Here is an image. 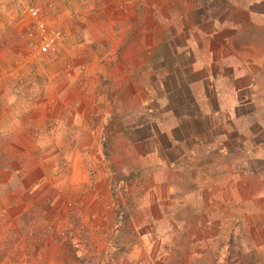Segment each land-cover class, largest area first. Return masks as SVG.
Wrapping results in <instances>:
<instances>
[{
    "label": "crops",
    "instance_id": "crops-1",
    "mask_svg": "<svg viewBox=\"0 0 264 264\" xmlns=\"http://www.w3.org/2000/svg\"><path fill=\"white\" fill-rule=\"evenodd\" d=\"M77 11L88 34L74 42L86 50L79 57L91 59V89L73 94L80 110L69 118L73 135L91 136L93 147L111 137L110 152L122 158L115 184L140 197L141 207L126 211L141 218L135 235L128 228L126 263L240 264L246 251L264 254V211L250 212L261 219L252 225L244 210L230 209L242 204L241 187L264 190V0H94ZM15 14L0 0V49ZM61 116L43 119L59 125L60 139ZM25 163L8 168L35 166Z\"/></svg>",
    "mask_w": 264,
    "mask_h": 264
},
{
    "label": "rangeland",
    "instance_id": "rangeland-1",
    "mask_svg": "<svg viewBox=\"0 0 264 264\" xmlns=\"http://www.w3.org/2000/svg\"><path fill=\"white\" fill-rule=\"evenodd\" d=\"M32 1L54 4L57 20L60 18L66 23L63 25L65 39L54 53L31 58L14 29L9 42L0 49V230H3L0 262L125 264L128 259L125 237L131 234L128 228L135 235L141 219L126 216V211L139 209L140 197L128 190L123 194L121 186L115 184L121 179L122 158L110 152L111 137H100L97 149L92 146L91 136L73 135L77 125L69 118L80 110L73 94L79 95L82 89L84 95H90L91 59L79 57L86 50L75 47L74 41L88 34V30H84L88 29L86 20H76L77 7L93 5L94 0ZM221 1L231 0H212L214 4ZM232 1L241 5L253 0ZM58 5L63 6L62 9ZM86 19L89 20V15ZM72 49L81 51L74 55ZM73 100L75 103H69ZM59 113L64 116H61L64 119L61 127L66 130L61 139L57 134L59 125L51 122L46 126L43 121L47 114L58 119ZM82 126L86 128L84 121ZM47 127L51 128L50 132ZM44 134L51 136L50 147L43 144ZM32 136L35 137L33 144ZM74 157L79 161L75 172L71 166ZM30 158L35 163L33 169L8 168L22 162L25 166ZM72 176L85 178L87 185L77 186ZM91 191L95 193L93 197ZM240 196L242 204L230 209L244 210L243 220L248 224L260 222L261 219L257 221L249 215L251 211H264V190L243 186ZM146 206L155 209L152 202H147ZM16 221L19 227L14 233L11 227ZM147 221L155 225L153 219ZM240 264H264V254L255 257L253 250L246 251Z\"/></svg>",
    "mask_w": 264,
    "mask_h": 264
},
{
    "label": "built area",
    "instance_id": "built-area-1",
    "mask_svg": "<svg viewBox=\"0 0 264 264\" xmlns=\"http://www.w3.org/2000/svg\"><path fill=\"white\" fill-rule=\"evenodd\" d=\"M14 8L15 32L25 43L31 58L48 56L64 41V29L59 24L52 2L36 4L32 0H10Z\"/></svg>",
    "mask_w": 264,
    "mask_h": 264
}]
</instances>
